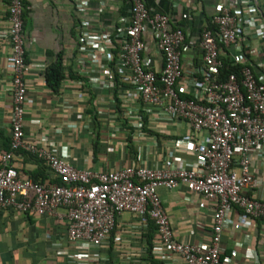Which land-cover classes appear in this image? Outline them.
Here are the masks:
<instances>
[{
    "label": "built area",
    "instance_id": "built-area-1",
    "mask_svg": "<svg viewBox=\"0 0 264 264\" xmlns=\"http://www.w3.org/2000/svg\"><path fill=\"white\" fill-rule=\"evenodd\" d=\"M127 2V18L119 17L103 29L80 30L76 69L63 78L76 86V102L89 97L85 105L93 110L98 142L111 152L133 151L128 165L91 170L77 168L67 148L59 150L46 136L31 141L25 137V6L23 0H8L5 38L10 56L5 68L11 111L9 149L0 157V210L48 216L64 209L66 239L78 249L67 255L73 264L97 262L99 254L90 251L112 241L116 252L129 251L115 234L125 213L141 238L149 223L155 226L150 254L160 263L228 264L222 257L225 229H247L249 219L252 229L258 221L264 230V199L258 190L263 184L254 175L256 165H264V20L253 0H226L210 18L214 28L203 25L193 38L172 25L168 15L153 12L145 0ZM77 8L86 10L81 4ZM146 31L162 58L160 69L144 55ZM251 41L262 45L252 47ZM187 52L198 54L199 62L184 72L181 60ZM227 57L237 70L222 75V59ZM98 91L110 94L111 107L100 105L93 95ZM65 104L73 108L72 102ZM85 114L76 117L84 120L81 125L74 121L68 128L87 130L94 139L92 115ZM181 123L187 132H175ZM22 152L41 161L47 176L59 183L27 177L13 164ZM179 154L190 156V162ZM178 187L192 207L206 202L211 210L204 244L182 241L170 226L157 190ZM233 213H239V223L232 220ZM60 244H52L50 252H58ZM245 249L251 264H259V255Z\"/></svg>",
    "mask_w": 264,
    "mask_h": 264
},
{
    "label": "crops",
    "instance_id": "crops-1",
    "mask_svg": "<svg viewBox=\"0 0 264 264\" xmlns=\"http://www.w3.org/2000/svg\"><path fill=\"white\" fill-rule=\"evenodd\" d=\"M145 2L153 12L168 15L172 25L189 31L195 38L214 14L216 6L226 0H145ZM253 2L264 20V0H253ZM23 3L26 61L29 65L27 75L29 100L25 114V137L31 141L46 136L59 150L66 147L69 160L79 169L108 170L128 165L131 162L130 155L133 153L131 148L127 151L116 149L111 152L102 142H98L94 147L91 132L87 130L72 132L68 128V125L74 121L80 125L84 122V120L78 121L76 117L81 113L86 115L85 103L89 102V97L86 96L83 102H76L77 88L66 80L61 82L59 92L54 93L45 85L42 74L47 66L56 61L57 56L61 57L65 75L73 72L76 69L75 56L80 30L86 27L91 31L103 29L111 26L119 17L127 18L129 13L127 0H23ZM78 4L86 7V10L77 8ZM7 5L8 0H0V94L2 95L0 157L8 151L7 133L11 111L10 94L6 91L9 86V72L5 68L10 56V46L5 38L8 29ZM143 39L146 46L144 55L152 65L160 69L163 61L155 51L151 32L146 31ZM250 43L252 47L262 45L258 41ZM181 61L184 72H189L199 62V55L195 52H187L183 54ZM94 94L101 106L111 107L108 103L110 94L103 91ZM67 102H72L73 108H65ZM187 130V126L181 123L177 125L175 132L185 133ZM118 136L122 137L125 134L120 133ZM179 157L184 161L191 160L190 156L184 154H179ZM13 164L31 179L43 183L55 182L47 176L45 166L31 154L25 152L17 154ZM254 175L257 181L263 184L258 190L259 195L264 199V165L262 167L256 165ZM157 192L176 237L192 244L206 243L211 229V210L208 204L202 202L197 207H192L188 204L182 187L173 191L158 189ZM125 214L117 222L118 228L115 234L121 237L122 245L127 246L129 251L116 252L112 241L105 248L90 251L99 254L98 261L91 264H151L142 251L144 238L137 233L129 214L123 218ZM238 218L239 213L232 214L234 222L239 223ZM253 223L248 219V226L244 227L247 229L227 228L223 231L222 257L226 258L228 264H251L252 260L245 248H250L253 255L258 254L259 264H264V230L258 221L256 227L252 229L250 225ZM247 235L248 239H246ZM66 238V216L62 208L57 209L54 215L48 216L21 215L11 209L0 210V264H73L69 262L67 255L77 252L78 249ZM54 243H61V248L58 252L52 253L49 249ZM165 263L173 264L170 261Z\"/></svg>",
    "mask_w": 264,
    "mask_h": 264
},
{
    "label": "trees",
    "instance_id": "trees-1",
    "mask_svg": "<svg viewBox=\"0 0 264 264\" xmlns=\"http://www.w3.org/2000/svg\"><path fill=\"white\" fill-rule=\"evenodd\" d=\"M23 19H24V17H23ZM205 26L208 29L214 28V26L210 22V19H208L206 21ZM222 60H223V64H222V68L220 69L222 75L228 74L230 72H234L237 70V67H235L234 65H232L230 63V59L228 57L225 59H222ZM42 74H43V78L45 81V85L49 89H51L52 92H54V93L59 92L61 82H62L64 75H65V69H64L63 64L61 62V57L57 56L56 61L51 63L49 66H47L45 68V70L42 72ZM87 114L92 115V122L94 124L93 125V128H94L93 146L95 147L98 145V136H97L98 126H97V123L95 121V116H94L93 110L91 108H89L87 110ZM7 148L9 149V144L7 145ZM40 163L44 166V164L41 161H40ZM32 180L36 181V182H42V181H38L35 179H32ZM55 183H59V182L57 181ZM28 215H30V214H28ZM143 237H144V241H145V246L147 247V260L151 264L159 263L158 261L154 260L150 254V249L152 247V241L156 238V229L152 223H149V228L145 232Z\"/></svg>",
    "mask_w": 264,
    "mask_h": 264
},
{
    "label": "rangeland",
    "instance_id": "rangeland-1",
    "mask_svg": "<svg viewBox=\"0 0 264 264\" xmlns=\"http://www.w3.org/2000/svg\"><path fill=\"white\" fill-rule=\"evenodd\" d=\"M124 217H127V214H125V215L123 216V218H124Z\"/></svg>",
    "mask_w": 264,
    "mask_h": 264
}]
</instances>
